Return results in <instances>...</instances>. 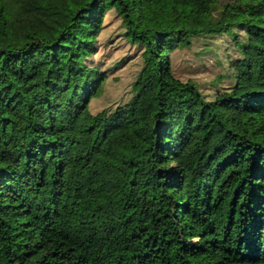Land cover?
<instances>
[{"label":"trees","instance_id":"trees-1","mask_svg":"<svg viewBox=\"0 0 264 264\" xmlns=\"http://www.w3.org/2000/svg\"><path fill=\"white\" fill-rule=\"evenodd\" d=\"M110 13L140 63L95 110ZM0 264H264V0H0Z\"/></svg>","mask_w":264,"mask_h":264},{"label":"rangeland","instance_id":"rangeland-1","mask_svg":"<svg viewBox=\"0 0 264 264\" xmlns=\"http://www.w3.org/2000/svg\"><path fill=\"white\" fill-rule=\"evenodd\" d=\"M113 17L112 13L107 16L106 27L100 36V50L93 60L94 65L109 71L103 95L93 103L95 110L119 102L126 96L128 86L139 69V50L120 36L118 23ZM202 47L203 42L198 41L192 48L179 50L173 54V67L178 77L183 80L194 78L206 84L218 78L221 74V65L216 63L217 57L214 53H205ZM118 62L122 64L115 66Z\"/></svg>","mask_w":264,"mask_h":264}]
</instances>
